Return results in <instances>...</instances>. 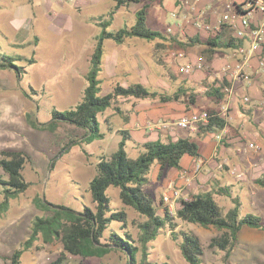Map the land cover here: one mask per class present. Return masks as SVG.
Here are the masks:
<instances>
[{
    "label": "rangeland",
    "instance_id": "1",
    "mask_svg": "<svg viewBox=\"0 0 264 264\" xmlns=\"http://www.w3.org/2000/svg\"><path fill=\"white\" fill-rule=\"evenodd\" d=\"M145 1L151 6L147 18L148 28L169 37L167 29L177 26L180 21V17H172L173 13H179V8L173 10L176 0ZM225 1L228 9H232V1ZM52 2L54 5L49 4L48 0H0L2 50L7 54L34 58L32 65H25V73L21 77L0 70V153L7 150L26 154L28 161L23 175L30 183L25 193L11 199L9 208L0 212V264H10L13 253L23 249L31 236L35 218L49 216L50 212L42 206V199L77 211H82L85 207L94 209L89 184L97 175V165L117 151L119 143L126 136L124 132L129 134L126 151L130 158L136 159L143 153L144 144L150 141L143 130L136 127L138 122H132L135 117L133 115L141 108L147 111L156 109L150 105L158 107L163 104L151 99L120 98L115 104L120 112L113 107L98 115L106 134L103 140L91 144L81 142L67 147L72 139H81L82 132L65 125L51 129L48 126L51 112L54 109L64 111L74 108L83 101L95 40L103 32L102 27L93 19L104 17V20H109L116 3L114 0H66L64 5L57 6V0ZM137 4L138 2H130L116 11L108 31L116 33L133 26L136 21L135 11L139 7ZM164 46L158 50L156 43L141 39L128 40L124 45L106 41L101 95L111 93L117 84L127 87L134 83H144L149 91L166 94L179 88L183 78L196 72L191 75L181 73L180 68L191 62L189 55L186 53V58L176 59L173 53L179 49L170 44ZM192 49L200 56L198 60L204 66L203 71H208V63L200 52L201 47ZM243 62L242 57L236 64ZM159 74L163 75L161 79L160 76L156 77ZM194 91L197 93V88ZM198 101H202L201 96ZM151 121L153 124L160 122L158 119ZM162 121L168 122L169 119ZM176 130V139L192 136L199 146L200 156H206L205 143L217 134L214 131L199 137L191 135L187 130ZM254 154L260 155L250 152L244 154V158ZM240 163L236 161L231 166L243 173ZM158 171V165L154 164L144 192L151 197L158 214L163 216L166 209L161 200L174 189L169 181L181 170L169 169L161 179H158ZM245 176L244 174L242 179H238L237 187L229 185L228 188L231 189L232 196L238 197L242 203L241 218L246 214H254L262 218L264 225V186L256 183L251 176ZM1 179L6 180L7 176L0 167ZM216 190L215 186L209 193L213 194L226 214L234 208L233 200L218 195ZM186 193L189 199L197 195L196 191L194 194ZM108 194L112 200L111 207L125 209L131 223L143 220L134 209L125 207L118 189L112 188ZM203 194L205 193L201 191L200 195ZM3 199L0 191V203ZM173 217L178 225L175 232H190L199 237L204 250V264H264V229L244 226L238 235L236 247L230 257H227L226 252L210 248L211 240L220 236V231L213 227L203 228L183 222L177 215ZM118 227L119 224H113L114 229ZM131 230L137 238V229L133 227ZM181 242L179 236L174 239L172 230L167 229L150 243L145 264H188L181 253ZM61 259L62 264H128V257L120 251L112 250L103 257L84 259L64 253L60 241L46 244L41 237L33 241L30 249L22 254L21 264H52ZM136 264H142L140 254Z\"/></svg>",
    "mask_w": 264,
    "mask_h": 264
},
{
    "label": "trees",
    "instance_id": "2",
    "mask_svg": "<svg viewBox=\"0 0 264 264\" xmlns=\"http://www.w3.org/2000/svg\"><path fill=\"white\" fill-rule=\"evenodd\" d=\"M114 2L116 5L109 15V20H104V17L93 19L98 26L102 27L103 32L95 40L91 67L86 76L88 86L85 89L83 101L74 108L64 111L54 109L51 112V120L48 123L51 129L65 125L82 132V138L72 139L67 147L81 142L91 144L94 141L103 140L106 134L102 130L98 115L115 107L120 98L151 99L161 103L181 102L186 105L188 110L197 107V98L200 94L184 87L174 93L166 94L151 92L141 83L130 84L127 87L117 84L111 93L101 95L103 83L101 75L106 41L124 45L128 40L141 39L156 43L158 50L168 44L178 49L188 50L202 43V41L193 38L181 40L172 36L168 37L162 32L148 28L147 18L151 7L149 4L143 5L135 13L136 21L133 26L120 29L116 33L109 32L108 29L112 25V17L116 11L135 0H114ZM244 5L245 2L235 4L234 8L237 12L242 13ZM206 43L207 48L202 55L207 63L212 61L217 49L240 48V41L232 38L223 40L218 35L207 40ZM27 63L32 65L34 58L27 59L20 54H7L0 46V70L12 72L17 77H21L25 73ZM229 86L226 81H218L205 86L204 95L213 101L215 107L207 109L211 115L210 122L207 126H199L197 136L220 131L226 127V119L221 117L219 107L227 96L225 90ZM115 108L120 112L118 107ZM123 134L126 136L119 143L117 151L111 154L108 159H102L99 162L97 175L89 184L95 208L85 207L82 211H77L42 199V206L50 212L49 216L35 218L29 240L23 249L13 253L10 264H21L22 254L30 249L33 241L39 237L46 244L60 241L63 244L64 253L75 257L99 258L115 250L128 257V264H136L139 254L141 263L145 264L150 243L167 229L172 230L174 239H177L178 236L181 238V253L188 264H204L202 259L204 250L199 237L190 232H175L178 227L175 218L167 210H164L163 216H160L151 197L144 192V187L148 184V175L154 164L159 167L158 179H161L169 169L182 170L181 161L184 156L187 155L193 159L200 157L197 142L190 137L180 138L176 141L168 140L167 142L150 141L144 144L145 151L136 159H132L126 151L129 134L127 132ZM231 135L233 136L234 133L232 132ZM0 156V167L7 176L6 180H0V191L4 197L0 203V212H5L9 208L10 200L25 193L30 187V183L25 180L23 175L28 157L23 152L7 150L1 151ZM258 183L264 186V179ZM112 188L120 191L122 203L125 207L134 209L143 218L142 221L131 223L125 209L111 207L112 200L108 192ZM216 191L218 195L231 198L234 208L225 214L215 201L213 194L205 193L193 196L188 201L181 200L177 218L186 223L196 224L203 228L213 227L220 231L221 235L211 240L210 248L226 252L227 257H230L237 245L238 235L242 228L247 226L262 230L264 229L263 220L254 214H246L241 218L242 203L238 197L232 196L230 188L220 187ZM162 203L163 200H161ZM113 224H119V227L114 229ZM132 226L138 231L137 238L131 230ZM62 263L63 259L52 264Z\"/></svg>",
    "mask_w": 264,
    "mask_h": 264
},
{
    "label": "crops",
    "instance_id": "3",
    "mask_svg": "<svg viewBox=\"0 0 264 264\" xmlns=\"http://www.w3.org/2000/svg\"><path fill=\"white\" fill-rule=\"evenodd\" d=\"M141 1L135 0L136 3L138 2L137 5L139 6L135 13L141 9L143 5L147 4L145 0ZM230 1H232V3H230L233 9L235 4H243L246 0ZM48 2L54 5L52 0H48ZM57 2V6H60L64 5L66 0H57ZM227 5L225 0H176V3L173 5V10H177L178 8L180 10L178 9V15L176 13L173 14L176 15V18L180 17V21L177 26L169 27L173 30L170 36L181 40L193 38L202 41V43L195 46L201 47V53L207 48L206 41L217 35L223 40L232 38L240 41V48H244L246 56L249 57L243 74L237 79L233 77L231 72H229V74L223 73V69L226 66L233 68L237 62L241 61L243 56L237 53L238 49H217L212 61L208 63V71L196 72L190 77L183 78V82L179 83V88L184 87L191 90L197 88V93L200 94L199 97L201 96L202 98L201 102L198 101L199 97L197 98V107H192L188 110L186 105L181 102L163 103L158 107L150 105V107H156V109L151 108L146 111L141 108L140 110H136L137 114L134 113L133 116L135 117L132 118V122L133 120L138 122L136 123V127H138L140 131L143 130L142 132L144 135L148 136L147 140H161L165 142L166 139L167 141H176L180 139H176L178 137V130L149 128L148 125L153 124L151 120H160L158 124L176 123L194 111L213 108L215 107L213 101L204 95L205 86L218 81H226L230 85L228 88L231 89V94H227L224 100V102L230 100L231 105L226 116L227 125L224 138L221 142L218 141L216 136L221 134L223 130L217 131V134L205 143L207 144L206 156L201 155L198 159H193L187 155L184 156L181 161L182 170L175 173L169 181L170 186L181 189L182 200L185 201L189 200L186 192L194 194V191H196V194L200 195L201 191L203 193H209L215 186L216 189L228 187L229 185H236L237 187L238 178L232 174V169L235 167L231 166L235 164L236 161L241 162L240 164L243 166L245 177L248 178L251 176V179L254 178L256 183L264 179V70L260 68L259 62V60L264 61V41L262 45L253 49L252 47L254 45L251 38H238V30L243 29L240 22H238V28L236 29H233L230 24H224L220 33L217 35L212 34V31H207L205 26L215 27L217 21L224 14L232 10H229ZM210 7H212V9H209ZM251 23L254 27L264 26V16L260 13L255 14L253 18H251ZM168 29L166 33H168ZM192 48L183 51L189 55L190 61L193 63L197 62L200 56L197 51H193ZM233 51L234 53H232ZM158 76H160L161 79L163 75L159 74L156 77L158 78ZM142 84L144 85V83ZM179 88L173 89L175 91H170V93L176 92ZM244 98H249L250 102L245 103ZM221 106L219 108H221ZM162 119H169V121H162ZM190 132L191 131H189V133ZM197 132L198 131L191 132L190 134L197 135ZM232 132L234 133L233 136L231 135ZM190 138H192V136H190ZM248 144L257 145L260 147V150H243L245 149L244 146ZM229 145L232 146L229 148ZM250 152L260 153V155L255 156L254 154V156L245 159L244 154ZM184 159L186 160L183 165ZM262 169L263 171H261ZM239 172L242 173L240 170Z\"/></svg>",
    "mask_w": 264,
    "mask_h": 264
},
{
    "label": "built area",
    "instance_id": "4",
    "mask_svg": "<svg viewBox=\"0 0 264 264\" xmlns=\"http://www.w3.org/2000/svg\"><path fill=\"white\" fill-rule=\"evenodd\" d=\"M71 1V0H70ZM257 13H260L264 16V0H246L245 5L243 7L242 13H239L236 11L235 8H233L231 11L224 14L216 23L215 27L211 26H205V29L207 31H212V34L217 35L220 33L221 28L224 24H230V26L233 29L238 28V22H240L243 29L238 30L237 37L240 39H244L246 37L251 38L253 41V49L257 48L259 45L263 44L264 41V26H256L254 27L251 23V18ZM173 18H176L175 14H172ZM168 33L172 34L173 30L171 28L168 29ZM237 53L239 55L243 56L244 62L238 63L235 65L234 68H231L230 66H226L223 69L224 74H233L234 78H239L243 72L244 67L249 61V57L246 56V51L244 48H239ZM173 55L176 57V59H184L186 58V52L179 49L177 52H174ZM260 68L264 70V61L260 62ZM204 66L200 60L197 62H190L184 64L180 71L183 74L191 75L194 72L203 71ZM206 91V89H205ZM227 94H231V89L226 88L225 90ZM245 103H249V98H244ZM264 104V101H263ZM230 100L225 101L224 104L219 108V113L221 117L226 119V116L230 110ZM211 115L207 110H199L194 111L188 115H186L183 119L177 121L176 123H168V124H149V128H157V129H181V130H188L191 132H196L199 129V126H207L210 122ZM226 128V127H225ZM225 128L221 132V134H218L216 136L218 141H222L224 138L226 131ZM246 151H258L260 150V147L254 144H248L244 146ZM232 174L235 175L238 179L243 178V174L240 173L237 169H232ZM163 204L165 206V209L168 211V213L171 216H176L178 207L180 205V201L182 200V191L179 188H174L170 193H167L162 198Z\"/></svg>",
    "mask_w": 264,
    "mask_h": 264
}]
</instances>
